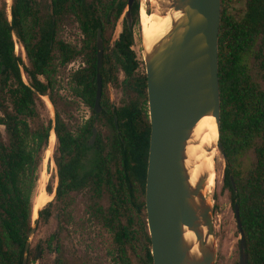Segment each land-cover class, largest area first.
Returning <instances> with one entry per match:
<instances>
[{
    "label": "trees",
    "instance_id": "16d2710c",
    "mask_svg": "<svg viewBox=\"0 0 264 264\" xmlns=\"http://www.w3.org/2000/svg\"><path fill=\"white\" fill-rule=\"evenodd\" d=\"M227 1L222 0L219 38L220 150L227 163L224 187L230 190L234 205L238 203L240 207L249 264H264V0H245L246 12L239 18L229 11ZM127 5L128 0H52L51 12L41 13L35 9L33 0H14L11 20L6 5L0 6V78L3 72L5 88L9 87V82L14 83L8 90L14 111L3 107L0 99V111L4 113L0 116V126L5 125L8 134V142H5L0 133V264H23L26 244L31 238L33 195L53 131L51 120L48 124L41 121L38 100L48 96L57 106L51 94V69L56 49L61 65L70 63L86 50L87 66L77 70L72 79L74 91L92 108L93 117L75 136L56 112L58 186L55 198L63 202L70 193L86 188L93 189L97 197L108 198L110 204L97 206L94 215L102 216L104 223L116 230L115 240L122 264H133L127 250H136L138 241L142 246L140 264H154L145 213L152 131L148 78L146 72L137 74L140 61L133 49L135 30L140 24L141 0H135L131 22L125 17ZM66 13L77 17L86 36V43L80 50L57 39V21ZM121 19L122 31L108 52L109 32L116 29ZM100 29L106 52L101 68L104 87L117 84L119 77L114 67L118 63L125 74L122 83L133 92L121 105L111 103L103 94V111L98 114L94 106ZM14 34L23 44L29 64L15 54ZM250 54L258 62V79L251 74ZM21 65L30 85L24 81ZM96 117L104 120L109 132L105 137L99 134L96 144L89 147ZM251 150L256 159L246 164L244 158ZM46 189L51 195L55 192L52 182ZM126 203L146 215L140 218L138 230L126 212L128 208H124ZM52 205L50 201L40 211L36 227L53 215ZM67 207H61L62 211ZM123 209L128 221L115 228L124 214ZM56 236L57 233L52 239ZM56 250L61 251L60 246L57 245ZM56 262L65 264L64 257L59 255Z\"/></svg>",
    "mask_w": 264,
    "mask_h": 264
},
{
    "label": "water",
    "instance_id": "95a60500",
    "mask_svg": "<svg viewBox=\"0 0 264 264\" xmlns=\"http://www.w3.org/2000/svg\"><path fill=\"white\" fill-rule=\"evenodd\" d=\"M155 1L150 12L157 11L161 17H168L170 22L165 32L150 46L144 42L152 125L146 185L152 256L154 264H217L214 205L211 192L207 191L211 172L203 161L191 155L189 148L199 144L195 131L205 116H213L217 124V137L205 147L206 153L221 146L219 38L222 0ZM134 2L128 0L126 17L129 22L132 21ZM13 38L18 40L15 34ZM97 50L94 108L100 113L103 110L101 100L104 89L101 73L104 39L101 29ZM21 71L25 78L22 65ZM52 125V132H55V121ZM97 133L95 128L92 141ZM43 208L38 211L36 221ZM234 210L241 234L239 264H249L247 239L238 203L234 205ZM35 231L36 224L31 235ZM29 249L30 241L26 244L23 264H28Z\"/></svg>",
    "mask_w": 264,
    "mask_h": 264
},
{
    "label": "rangeland",
    "instance_id": "374dc122",
    "mask_svg": "<svg viewBox=\"0 0 264 264\" xmlns=\"http://www.w3.org/2000/svg\"><path fill=\"white\" fill-rule=\"evenodd\" d=\"M34 7L39 12H51L52 0H33ZM239 1V0H238ZM233 2V8H244L243 2ZM14 0H0V6L6 5L9 18H11V8ZM8 4L10 8L8 10ZM153 0H141V9L145 7L147 12L153 11ZM110 31V29H109ZM122 31V19L118 22L116 29L109 32L111 41L108 52H111L114 47V41L118 39ZM136 43L133 47L140 61V67L137 74L146 72L144 41H143V25L141 23L136 27ZM86 36L84 35L80 22L74 14L66 13L57 21V39L67 42L77 49H82L86 43ZM104 50V55H105ZM55 60L52 64V90L57 106L53 101L47 97L42 96L38 100V105L41 113V121L48 124L51 120L55 121L56 112L58 111L61 117L66 122L68 128L77 136L81 129L87 125L93 116L92 108L76 94L74 91L73 76L77 70L84 68L86 65L87 54L83 51L76 59L66 65H61L58 57L59 51H54ZM26 64H29L26 56ZM249 64L251 67V74L254 79H258V62L255 60L253 54L249 55ZM119 64L115 63V73L119 77L117 84L110 83L104 87L105 97L110 99L111 103L116 105L123 104V99L131 97L132 88L128 86L126 89L123 80L125 79L124 72L119 68ZM1 79V78H0ZM42 79H44L42 77ZM24 81L30 83V79L25 74ZM9 87L3 89L1 98L3 107L14 111V106L9 94V89L14 87L13 82H9ZM126 91V93L124 92ZM52 98V97H51ZM50 99V100H49ZM51 101V102H50ZM149 109V105H148ZM0 116H4L3 111H0ZM95 126L98 128L99 134L105 137L109 128L102 119L94 120ZM1 140L8 142V134L6 126H0ZM58 147L57 138L45 150L42 164L38 171V181L33 195V201L37 195L47 192V185L52 182L54 191L58 184V167L55 163V154ZM50 151V155L48 154ZM49 155V156H48ZM256 159L254 150L248 152L244 158L247 164ZM226 160L223 153L218 146L215 157L216 167V185L211 191L210 197L214 205V228L217 238V264H239L240 261V240L241 234L238 228L234 203L232 194L229 189L224 187V178L226 173ZM41 183V184H40ZM40 186V187H39ZM48 193V192H47ZM55 193V192H54ZM54 205L51 206L53 215L48 221H40L37 230L31 235L30 249L28 251V260L30 264H57L59 255L64 257L65 264H122L120 259L119 245L115 240L116 230L108 227L104 222V218L100 215L95 216L94 210L97 206L107 207L110 204L108 198L97 197L93 189L86 188L79 192H73L67 195L63 202L56 200L55 195L52 194ZM68 207L62 211V208ZM62 207V208H61ZM123 215L119 218L116 227L120 223H127L128 217L125 211L131 215L134 220L135 230L139 229L140 218L147 215L140 214L129 203L125 204ZM36 219L33 217V224ZM57 233L55 239L52 236ZM60 246L61 251H57L56 247ZM137 249L129 248L127 250L128 256L133 264H140L142 246L138 241ZM41 250V255L39 252ZM29 262V261H28Z\"/></svg>",
    "mask_w": 264,
    "mask_h": 264
},
{
    "label": "bare ground",
    "instance_id": "6f19581e",
    "mask_svg": "<svg viewBox=\"0 0 264 264\" xmlns=\"http://www.w3.org/2000/svg\"><path fill=\"white\" fill-rule=\"evenodd\" d=\"M155 3L156 1L153 0ZM168 17H161L157 11L147 12L145 7L141 9V23L143 25V41L146 46H150L159 36H161L169 25ZM196 139L199 144L190 146L191 155L198 160L203 161L207 168L210 170L211 175L209 177L207 191L211 192L216 185V167L215 157L216 150L210 153H206L205 147L211 145L217 137V124L213 116H205L198 123L195 131ZM56 140L55 132H52L50 142L53 144ZM50 151L48 154L50 155ZM48 155V156H49ZM197 175V169L194 170V177ZM41 184V183H40ZM40 187V186H39ZM51 194L43 192L37 195L33 206V217H38V211L43 208L51 199Z\"/></svg>",
    "mask_w": 264,
    "mask_h": 264
},
{
    "label": "flooded vegetation",
    "instance_id": "af4514ba",
    "mask_svg": "<svg viewBox=\"0 0 264 264\" xmlns=\"http://www.w3.org/2000/svg\"><path fill=\"white\" fill-rule=\"evenodd\" d=\"M234 1H238V0H229V1H227V5H228V8H229V11L233 14V16H235L236 18H239L240 17V15H244L245 14V12H246V3H245V0H239L238 2H243L244 3V8H242V9H239V8H233V2ZM8 2H9V0H8ZM135 3V2H134ZM8 10H9V8L11 7L10 6V4H8ZM51 10H52V7H51ZM148 11V10H147ZM126 13H127V11H126ZM126 13H125V17H126ZM132 15V14H131ZM140 15H141V7H140ZM123 20V19H122ZM129 20V19H128ZM104 39V38H103ZM15 43V42H14ZM104 50H105V46H104ZM98 51V50H97ZM98 53V52H97ZM15 54L17 55V56H22L23 57V59H24V61L26 60V50H25V55L22 53V51L20 50L19 51V55L16 53V48H15ZM105 56V55H104ZM26 62V61H25ZM104 62V61H103ZM21 68V67H20ZM3 70H4V67H3ZM3 72H1V90H0V93L2 94V91H3V88H5V83H4V79H5V75L4 74H2ZM24 75H25V73H24ZM103 94H104V89H103ZM102 98H103V96H102ZM0 99H1V101H2V98H1V95H0ZM102 101V100H101ZM148 105H149V102H148ZM95 109V108H94ZM103 111V110H102ZM101 111V112H102ZM96 112V111H95ZM100 112V113H101ZM97 113V112H96ZM99 114V113H98ZM93 117V116H92ZM92 117H91V119H92ZM97 119H98V117H96ZM150 118V117H149ZM96 120V119H95ZM90 122V120L87 122V124ZM97 129V131H98V128L95 126V124H94V127H93V134L90 136V140H89V143H88V145H89V147H92V146H94L95 144H96V141H97V138H98V136H99V131H98V133H97V136H96V139L94 140V141H92L93 140V135H94V129ZM57 138V137H56ZM91 155H92V151L91 152H89L88 153V155H87V157L89 158V157H91ZM56 163V162H55ZM56 196V195H55ZM50 202V201H49ZM39 254L41 255V250H40V252H39ZM39 255V256H40Z\"/></svg>",
    "mask_w": 264,
    "mask_h": 264
},
{
    "label": "built area",
    "instance_id": "2783aa9c",
    "mask_svg": "<svg viewBox=\"0 0 264 264\" xmlns=\"http://www.w3.org/2000/svg\"><path fill=\"white\" fill-rule=\"evenodd\" d=\"M15 48H16V53L18 55H19V51L20 50L25 55V48H24L23 44L19 40H15Z\"/></svg>",
    "mask_w": 264,
    "mask_h": 264
}]
</instances>
